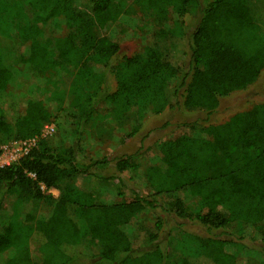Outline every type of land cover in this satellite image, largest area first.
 Instances as JSON below:
<instances>
[{
  "label": "trees",
  "instance_id": "1",
  "mask_svg": "<svg viewBox=\"0 0 264 264\" xmlns=\"http://www.w3.org/2000/svg\"><path fill=\"white\" fill-rule=\"evenodd\" d=\"M128 1L86 0L79 7L76 0H31L37 8L31 18L25 0H17L7 12L15 13L16 24L0 16V91L26 98L12 123L0 110V154L3 136L37 138L23 156L0 166V264H240L228 245L246 237L264 244V102L225 122L201 118L185 124L190 133L158 142L159 156L151 162L127 154L86 164L79 151L87 124L105 103L118 123L135 107L139 115L182 108L207 117L222 98L258 81L264 75V0ZM169 9L185 21L184 30L156 29L142 56L121 55L120 44L107 35L123 14L152 13L162 23ZM191 14L199 19L188 33ZM49 22L68 30L41 40ZM14 34L27 43L25 51L12 43ZM55 68H67L79 82L65 92L68 100L62 96L52 108L33 97L31 69L45 74ZM62 115L69 133L42 137L45 126ZM132 125L124 137L137 132ZM111 165V174L101 171ZM132 176L151 192L132 187ZM52 188L61 194L54 197ZM12 192L50 201V215L5 216L3 200ZM107 194L115 199L106 200ZM146 210L159 212L156 231L149 232L148 248L136 251L141 232L134 221ZM161 213L190 220L206 234L187 232L173 250L164 248L155 242L164 228ZM30 239L38 245L36 255ZM241 247L249 251L244 264H264V246ZM174 249L181 251L177 260Z\"/></svg>",
  "mask_w": 264,
  "mask_h": 264
},
{
  "label": "rangeland",
  "instance_id": "2",
  "mask_svg": "<svg viewBox=\"0 0 264 264\" xmlns=\"http://www.w3.org/2000/svg\"><path fill=\"white\" fill-rule=\"evenodd\" d=\"M16 1L17 0H0V16H8L6 19L10 20L13 24H16V18H13L15 13L9 14L7 12H11L10 6L16 3ZM85 1L86 0H76V3H78L77 5H79V7H83L82 5ZM128 3H131V0H129ZM23 6L24 12L29 14L32 18L34 12H36L35 10H37L36 5H34L31 0H25ZM151 14H145L144 12L123 14L118 21L108 29L107 35L120 44L121 55H144L146 41L152 33L160 27H171L177 30H184L182 23H185V21L182 20L176 12L172 11V9H169V19L162 23L154 21ZM23 19L24 17H20L21 22ZM186 19L188 28L185 30L191 33L199 19L198 14H195V16L191 14L189 17H186ZM43 30L39 38L41 40H47L49 36L53 37L56 34L66 33L68 28L64 26V24L59 27L49 22L44 25ZM14 35L11 37L12 43L18 49L25 51L27 43L22 41V44H20L18 37ZM31 72L36 86L32 94L33 97L41 98L52 108L57 107L60 97L65 96L68 100V96L65 95V92L76 89L75 86L79 82V79H73L72 73L69 72L67 68H55L45 74L34 69H31ZM111 83L112 86L115 87L113 79H111L110 85ZM78 91L82 94V86H79ZM261 102H264V75L247 89L234 92L222 98L219 109L213 115L207 117H205L206 114L204 112H189L182 108H168L160 114H155L147 109L143 114L139 115L137 112L138 107H135L128 112V115L125 116L122 123H118L110 118L108 112H105V109H108V105L105 103L101 106L96 116L87 124V128L81 140L82 150L79 151L81 155H83V160L86 164L89 162L88 159L98 156L107 155L112 158L115 156H125L127 154H132L133 156L135 154L134 158L137 161L151 162L159 156L158 142L175 138L184 132L190 133V126H186L185 124L201 118H207L209 122H225L233 114L248 110ZM25 105L26 98L20 93L0 91V110H2L9 122H14L22 115ZM132 123L138 128L137 132L134 136L124 137L127 131H132L134 126ZM68 129L69 127L64 124L63 115L60 116V118L56 116L45 126L42 131V137L54 139L55 134L59 132H64L65 134L66 132L69 133ZM36 141L37 138L27 141H16L12 138L3 136L1 141L2 153L0 154V166L19 159L36 144ZM101 171L111 174L115 171V168L111 165L108 169H103ZM130 179L131 181L128 183L132 187L141 189L143 194L151 192L150 188L141 177L132 176ZM75 182L79 184L81 178L76 179ZM51 192L54 197H58L61 194V190L54 188L50 190V193ZM104 196L106 200L115 199V197L110 194ZM50 200H52V198ZM52 207L53 205L50 201H38L33 198L20 199L17 193L12 192L5 196L2 212L5 216L10 218L17 217L18 213L35 212L38 218H42L50 215ZM161 214V216H163L162 218H165L164 228L159 232V237L155 242L164 248L168 247L172 249L177 241L182 239L187 232L199 235L206 234L203 227L190 220L178 219L168 213ZM158 215V211L146 210L135 219L134 222L141 232L140 239L134 243L136 251L148 248L150 241L148 238L149 232L152 230L156 231L154 218L158 217ZM16 221V224L20 225L19 221H21V218L20 220L16 219ZM237 241L239 242L235 243V245H228L227 249L238 253L240 264H244V261L247 262L248 258L246 253H249L247 249L244 250L242 247L240 248V246L244 244L254 248L260 245L262 247L264 246V244L256 243L248 237L238 239ZM28 245L31 250H33L34 255H36L38 245L31 239ZM180 254V250L174 249V257L176 260Z\"/></svg>",
  "mask_w": 264,
  "mask_h": 264
},
{
  "label": "built area",
  "instance_id": "3",
  "mask_svg": "<svg viewBox=\"0 0 264 264\" xmlns=\"http://www.w3.org/2000/svg\"><path fill=\"white\" fill-rule=\"evenodd\" d=\"M35 139V138H34ZM34 176V175H33ZM41 188L43 189V190H45L46 189V186L44 185V184H42L41 185Z\"/></svg>",
  "mask_w": 264,
  "mask_h": 264
}]
</instances>
